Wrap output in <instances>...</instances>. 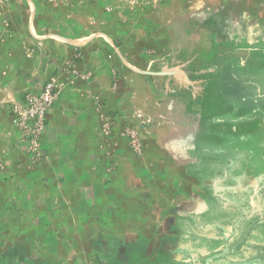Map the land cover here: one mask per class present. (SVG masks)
<instances>
[{"label": "rangeland", "instance_id": "1", "mask_svg": "<svg viewBox=\"0 0 264 264\" xmlns=\"http://www.w3.org/2000/svg\"><path fill=\"white\" fill-rule=\"evenodd\" d=\"M216 25L230 27L238 33L264 29V0H0V119L14 130L16 139L11 145L25 151L29 167L35 163L48 165L47 146H54L52 149L58 151L54 177L59 181L68 178L83 180V184L108 182L119 168L121 174L116 178L128 179L136 185L137 179L144 178H151L152 182L161 180L166 186L174 183L175 169L170 173L159 172L153 165L150 168L145 165L151 158L154 162L160 159L154 150L146 151L147 146L175 151L176 143L173 139L149 140L144 135L152 128L159 130L164 124H153L146 118L148 113L143 99L150 94L151 88L157 92L161 89V79L156 76L150 81L143 69L151 62L153 69L156 66L159 69L160 62L155 61L160 58H163L164 66L185 63L184 70L198 64L197 78L201 81L196 84L195 94L206 101L211 95V82L221 74L217 53L225 50L215 48L211 43ZM93 36L95 41L85 57V52L79 49L70 53V46L79 48ZM97 45L100 46L98 57L104 54L105 64H111L107 61L117 48L137 68L136 106L131 107L130 101L119 98L121 89L125 90L129 83L121 69L120 78L113 73L119 59H115L111 67H104L117 79L116 103L119 107L107 106L109 97L95 90L97 82L93 70L96 68ZM83 59L89 62L87 68H76L70 63ZM118 64L123 69L128 67L125 61H118ZM47 72L49 75L46 76ZM48 82L54 86L52 104L46 114L44 129L33 138L31 125L34 120L27 117L14 122L17 114L13 109L18 106V110L23 111L25 107L20 101L40 96ZM65 88L73 90V94L67 93L66 100L55 103L59 90ZM71 98L79 104L78 115L72 118L66 114L76 113L73 105L69 108ZM53 111H65L62 114L67 116L62 115L69 133L63 145L43 141ZM7 144L6 140H0L2 156L3 146ZM235 157L240 160L239 156ZM1 160L0 155V175ZM173 161L175 158L171 157ZM133 163L138 167L135 173ZM219 172L218 176L222 177L223 171ZM259 175L264 177L260 172L250 173L248 177L252 179ZM244 176L242 171L235 170L229 175L230 182L226 181L231 188L224 187L228 184L225 181L217 184L216 196L208 203L202 201L199 204L200 210L208 206L209 213L191 214L190 207L182 209L181 203H175V187H163L161 192L167 193L172 200L167 206L166 217L161 220L157 219V211L164 204L158 199L150 205V212L145 213L152 217L140 220L113 218L111 214L89 220L39 218L38 214L45 216L44 211L48 210L45 203L4 202L8 191L0 190L3 196L0 197V264H204L206 260H197L200 253L206 255L210 250L221 249L224 244L228 249L247 243L264 245V194L255 202L253 188L249 186L247 196H244V186H238L246 184ZM145 188L151 190L152 196L161 198L151 183L147 187L136 186L137 190ZM74 189L77 191L75 197H78L80 187ZM86 189L99 191L100 188L94 185ZM109 195L111 200H105L104 205L110 209L113 197L112 193ZM52 196L54 209H60V193ZM120 201L128 207L127 199ZM37 205L41 209L39 213L35 212ZM72 205L79 209L77 203ZM92 205L95 208V204ZM192 205L197 207L196 203ZM182 210L184 216L179 214ZM241 211L246 220L237 225L238 234H227L224 240L220 231L212 227L230 226L231 222H237ZM225 212L231 216L230 223L224 225L215 221L222 219ZM48 228H53L52 234L48 233ZM175 229L186 231L191 239L181 241L170 236ZM215 238L213 244L208 240ZM246 250L250 259L259 258L257 252L264 254L261 247ZM99 256L103 259H97ZM216 260L221 258L213 259Z\"/></svg>", "mask_w": 264, "mask_h": 264}, {"label": "crops", "instance_id": "2", "mask_svg": "<svg viewBox=\"0 0 264 264\" xmlns=\"http://www.w3.org/2000/svg\"><path fill=\"white\" fill-rule=\"evenodd\" d=\"M221 34L224 36H221ZM93 39L94 36L89 41L87 40V43L85 42V46L81 44L79 48L70 46V53L79 49L85 52V57L90 49L89 46L95 41ZM71 41L75 42V40ZM211 43L213 47L224 48L225 50L217 53L216 59L219 60L218 70L221 74L211 82V95L206 101L200 100L195 94L198 88L196 84L201 81V79L197 78L199 74L198 64L195 67L192 66L190 70H184L182 67L185 63L178 66H164L163 58H160L155 61V63L160 62L161 67L159 69L157 68L158 66L153 69L152 62L143 69V72L150 77V81L156 76H160L161 79V89L157 92L151 88L150 94L143 99V105L147 107L148 113L146 118L153 124L155 122L164 124L159 126V130L152 128L144 135L149 140L154 138L173 139L176 143L175 151L147 146L146 151L154 150L159 153L160 159L159 162H154L153 158H151V162H147L145 165L149 168L151 167L150 165H153L154 170L158 169L159 172L170 173L174 169L176 170L177 176L174 179V183H170L167 186L175 187V203H181L182 209L183 207H190L191 214L209 213L210 209L208 206L203 210L199 209L200 202H210L211 197L216 196L217 184L224 181L230 182L229 175L235 170L242 171L243 175H245L242 178L246 184L238 185L239 187L244 186L246 191L243 194L244 196L245 194L247 196L249 186L253 188L252 197L255 198V202L264 194V177L262 175L252 179L248 177L250 173H264V29L238 33L230 27L216 25L211 35ZM99 47L97 45V58H95V61L93 60L96 64V68L93 70V73L96 74L97 82L95 90L102 96L109 97L107 106L110 108L119 107L116 103L118 100V97H116L118 96L117 91H119L117 79L113 78L109 74V70L104 67H111L115 59H119L118 61L120 62L125 61L128 67L123 69L116 61L115 64L117 63V66H114L115 68L113 69L114 75L118 76V78H120L121 69V71H124V78L129 80L126 89H121L119 98L121 101L123 99L130 101L131 107L136 106L137 68L133 63H129L117 48L113 49V55L109 58V62L107 61V63L111 64H105L104 54L98 57L100 55ZM188 61H186L187 64ZM70 63L74 67L81 69L87 68L89 62L87 59H83L80 62L73 61ZM47 75H49V72L46 73ZM67 93L73 94V90H70V88L59 90L55 103H61L66 100ZM113 98H116L115 101L112 100ZM70 100L69 108L73 105V110L77 113V108H79L78 101L72 98ZM62 113L64 114L65 111H55L52 114L43 135V141L46 143L47 141H52L54 145H63L62 143L69 135L64 124L65 118H62L63 116L67 118V116ZM76 113L73 115L74 113L71 111L66 114L72 118L78 115ZM13 132L12 127L0 119V140L4 139L8 143L3 146V149H5L3 150V156L0 153L3 158L1 160L3 165L0 175V190L8 191L5 194L4 202L16 200L20 205L24 203H45L48 210L44 211L46 213L45 216L38 214L39 218H82L89 220L91 218L108 217L109 215L107 214H111L113 218L121 219L127 217L140 220L142 217H152L151 214L146 216L145 213L150 212V209H152L150 205H153L155 199H158V202L163 203L164 207H158L157 219L161 220L166 217L165 212L172 199L167 193L161 192L162 188L166 186L162 184L161 180L152 182L151 178L137 179L138 184L136 185L128 179H117L116 177L121 174L118 168L116 175L114 174L115 177L108 182L97 181L98 184L88 182L83 184V180L68 178L59 181L54 177L56 158L58 157V151L52 149L54 146L51 148L46 145L48 147V165L35 163V165L32 164L29 167L25 151L18 146L11 145V142H15L16 139ZM151 145L153 146V141H151ZM152 153L153 151L150 152V154ZM127 154L129 155L130 152L127 151ZM169 156L175 158V161L171 162V157ZM235 156H239L240 160L236 159ZM137 169V165L133 163V172L135 173ZM167 169L171 170L168 171ZM219 171H223L222 177L218 176L220 175ZM149 183L155 189V193L160 194L161 198L152 196L151 190L146 188L142 190L136 189V186H140V184L143 187H147ZM94 185L100 188L99 191L86 189V187ZM77 187H80L79 196L75 197L77 191L74 188ZM224 187L231 188L232 185L228 183ZM69 188H73V190L69 191ZM57 192L61 195L60 209H54L55 201L52 195ZM109 193H112L113 197V204L110 209L107 204L106 206L104 205L105 200H111ZM0 197H3L1 191ZM252 197L251 195L249 196L253 201ZM74 198L77 199L73 201ZM114 198H119V200H114ZM120 199H127L128 207L121 204ZM73 203H77L79 209H77L76 205L73 206ZM194 203L197 204L196 208L192 205ZM92 204H95V208ZM42 209L45 210L44 207ZM40 210L37 205L35 212L39 213ZM179 214L184 216L183 210ZM240 214L237 218L238 220H236L237 222H231L230 226H214L212 228L218 229L220 231L219 234L223 237L227 234H231V236L238 234L237 229L239 226L237 225L246 220L244 212L241 211ZM185 216L188 218V213ZM230 217L225 212L222 219L215 221L227 225L231 221ZM51 227H54V224ZM52 229L48 228V233L52 234ZM54 235H56L55 232ZM189 235L182 229H175L170 233V236L181 241L191 239L192 236ZM216 239L208 240L213 244ZM110 240L113 246L117 245L112 238ZM260 245L247 243L244 246L240 244L237 248L228 249V246L224 244L221 249L215 250V248L206 255L205 253L204 255L200 253L201 255H199L197 260L199 262L206 260L204 264L221 261L245 262L250 260L246 254V248L251 247L257 250L258 247H261L263 249L264 245ZM117 249H119V246L115 250ZM99 250L100 247L98 248ZM256 256L259 258L251 260L264 261L263 253L257 252ZM232 257L235 258L233 259ZM215 258H221V260L213 261ZM97 259L103 258L99 256Z\"/></svg>", "mask_w": 264, "mask_h": 264}, {"label": "built area", "instance_id": "3", "mask_svg": "<svg viewBox=\"0 0 264 264\" xmlns=\"http://www.w3.org/2000/svg\"><path fill=\"white\" fill-rule=\"evenodd\" d=\"M53 87V83L48 82L43 88L40 96L37 98L26 97L24 100L20 101V104L25 107L23 111H19L18 106L13 109L14 113L17 114V117L13 119L14 122L27 117L34 120V123L31 125V129H33V138H35L45 127L46 114L53 100Z\"/></svg>", "mask_w": 264, "mask_h": 264}, {"label": "water", "instance_id": "4", "mask_svg": "<svg viewBox=\"0 0 264 264\" xmlns=\"http://www.w3.org/2000/svg\"><path fill=\"white\" fill-rule=\"evenodd\" d=\"M250 260L245 261V262L221 261V262L212 263V264H264V261H256V260H251L250 261Z\"/></svg>", "mask_w": 264, "mask_h": 264}]
</instances>
